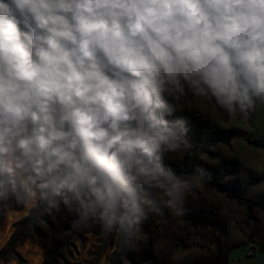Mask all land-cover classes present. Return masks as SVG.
<instances>
[{"label": "clouds", "instance_id": "9594fccd", "mask_svg": "<svg viewBox=\"0 0 264 264\" xmlns=\"http://www.w3.org/2000/svg\"><path fill=\"white\" fill-rule=\"evenodd\" d=\"M186 91L247 118L264 104V0H0V209L67 211L130 247L185 211Z\"/></svg>", "mask_w": 264, "mask_h": 264}, {"label": "rangeland", "instance_id": "374dc122", "mask_svg": "<svg viewBox=\"0 0 264 264\" xmlns=\"http://www.w3.org/2000/svg\"><path fill=\"white\" fill-rule=\"evenodd\" d=\"M174 103L176 115L183 116L189 123V138L192 136V121L211 122L223 129L235 128L243 134L231 138L228 143L210 146L206 152L196 155V161L213 165H219L223 160L237 162L238 170L231 176L237 182H244L250 172L264 174V104L254 107L247 118L237 114L229 119L214 101L190 91ZM243 136L256 140L258 144H251ZM185 154L170 153L166 163L179 164ZM246 197L264 199V178L249 186ZM182 207L185 211L179 215L168 208L164 209L163 215L150 214L132 245L124 247L127 255L121 256V263L264 264V209L253 207L249 210L204 182L199 189H193L184 197ZM6 212L0 220L1 241L4 236L9 239L13 231L14 221L6 216ZM189 213H201L204 217L199 221L192 220ZM49 217L53 221L67 219L63 211ZM80 232V238L74 239V245L66 255L68 263L112 264L114 253L118 254L122 248L119 238L103 237L98 227H87ZM17 250L26 260L25 264H43L42 248L30 239H26ZM9 259L8 255L0 262L6 264Z\"/></svg>", "mask_w": 264, "mask_h": 264}, {"label": "trees", "instance_id": "16d2710c", "mask_svg": "<svg viewBox=\"0 0 264 264\" xmlns=\"http://www.w3.org/2000/svg\"><path fill=\"white\" fill-rule=\"evenodd\" d=\"M192 149L190 153L186 152L181 163H166L177 172L189 174L196 171L197 167L205 170L207 178L203 181L206 185L223 192L229 198H232L239 203L244 204L249 210L253 207L264 209V199H250L246 197V192L249 186L256 180H262L264 174H254L250 172L244 182H237L231 176L238 170L239 164L231 160H223L219 165L205 164L196 161V155L200 152H206L210 146L215 144H225L235 136L243 135L235 128L223 129L218 125L205 121H192ZM245 137V136H243ZM251 144L257 145L256 140L245 137ZM9 209H21L14 206H9L7 209H0V220ZM67 216L66 220L53 221L49 215L39 220H33L29 217V212L14 221L13 231L9 236L6 244L0 248V259L6 256L16 261V264H25L26 260L18 252L17 247L26 239L38 244L44 255L43 264H69L66 255L69 253L70 246L74 245V239L80 238V230L71 228V214L63 211ZM53 215V214H52ZM186 215L188 213L186 212ZM189 219L202 220L204 217L201 213H189ZM115 258L112 264H122L121 256L127 255L126 249L120 248L119 253H114ZM127 257V256H126Z\"/></svg>", "mask_w": 264, "mask_h": 264}, {"label": "crops", "instance_id": "0c3cea01", "mask_svg": "<svg viewBox=\"0 0 264 264\" xmlns=\"http://www.w3.org/2000/svg\"><path fill=\"white\" fill-rule=\"evenodd\" d=\"M27 214V212L25 211V209H18V210H15V209H9L7 212H6V216L10 219H13L12 221H15V220H18L19 218L25 216ZM5 216V217H6ZM9 222V220H8ZM7 239L8 237L4 236L2 238V241L0 242V248H2L6 242H7ZM20 246V245H19ZM0 264H4L2 262H0ZM6 264H16V261L14 259H9L6 261Z\"/></svg>", "mask_w": 264, "mask_h": 264}]
</instances>
